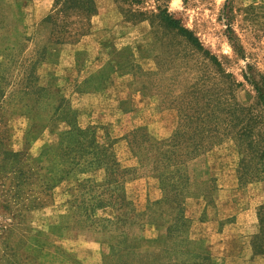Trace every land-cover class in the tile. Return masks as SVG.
Returning a JSON list of instances; mask_svg holds the SVG:
<instances>
[{
  "label": "rangeland",
  "instance_id": "374dc122",
  "mask_svg": "<svg viewBox=\"0 0 264 264\" xmlns=\"http://www.w3.org/2000/svg\"><path fill=\"white\" fill-rule=\"evenodd\" d=\"M93 1L0 0V264H264V0Z\"/></svg>",
  "mask_w": 264,
  "mask_h": 264
},
{
  "label": "crops",
  "instance_id": "0c3cea01",
  "mask_svg": "<svg viewBox=\"0 0 264 264\" xmlns=\"http://www.w3.org/2000/svg\"><path fill=\"white\" fill-rule=\"evenodd\" d=\"M59 61L55 64V68H60L61 74L69 70L70 66L74 64L75 60V47L63 46L61 53L59 55ZM58 74V73H56ZM205 209V201L200 197L188 196L185 198L183 203V211L187 218L192 220V225L189 230V236L195 240H205L207 241L208 250L211 256H218L221 261H227L236 254L237 248L240 247L238 242V233L224 234L216 233L207 227L209 222H204L199 220V216ZM237 222L243 223V215L240 214L236 216ZM238 222V223H239ZM207 228V229H206ZM240 232L242 229L238 230ZM214 238H217L216 241ZM224 258V259H223ZM235 258V257H234ZM223 259V260H222ZM235 263V261H231ZM226 264V263H225Z\"/></svg>",
  "mask_w": 264,
  "mask_h": 264
},
{
  "label": "trees",
  "instance_id": "16d2710c",
  "mask_svg": "<svg viewBox=\"0 0 264 264\" xmlns=\"http://www.w3.org/2000/svg\"><path fill=\"white\" fill-rule=\"evenodd\" d=\"M73 2L75 0H72ZM88 3V10L90 13L94 12V1L93 0H86ZM160 18L166 22L169 26L171 27H177V21L174 20L170 15L167 14L166 11H161L160 12ZM182 30V32L189 34L188 31H186L183 28H180ZM52 55L55 51V49L52 50ZM51 55V54H50ZM51 55V57H52ZM50 57V58H51ZM78 130H80L78 128ZM260 160H261V164L263 165V172H264V140H263V146H262V150L260 153ZM74 215H78L76 212L73 213ZM80 215V214H79ZM112 240L115 242H118L119 244H122L120 246H118L113 252H111L108 255H105L104 258H107V260L103 261V264H147V262L150 260L149 264H161L160 259L156 256V255H147V254H141L138 255L135 252H133L132 246H131V242L129 241V239H126V237L118 239L117 237H112Z\"/></svg>",
  "mask_w": 264,
  "mask_h": 264
}]
</instances>
